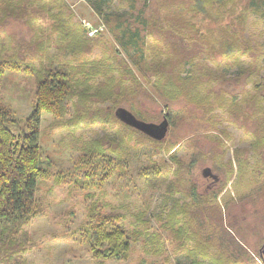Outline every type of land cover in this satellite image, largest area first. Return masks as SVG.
Masks as SVG:
<instances>
[{"label":"trees","instance_id":"16d2710c","mask_svg":"<svg viewBox=\"0 0 264 264\" xmlns=\"http://www.w3.org/2000/svg\"><path fill=\"white\" fill-rule=\"evenodd\" d=\"M85 1L102 16L135 71L122 59H116L117 49L108 55L115 65L110 66L105 55L96 59L91 46H98L97 37L87 35L62 0H0V50L5 42L10 51L6 58H0V75L7 67L32 74L36 80L34 103L23 120L14 116L0 96V264H18L22 251L27 250V241H22L24 227L39 214V181L50 176L39 144L41 114L64 117L69 104L70 123L75 127L108 125L119 133L120 146L126 143L122 131L141 132L119 121L114 110L128 105L137 114L141 110L138 97L148 94L143 82L162 100L167 110L163 117L169 123L173 113L184 110V104H206L208 108L202 116L211 129L216 128L222 114H228L225 118L243 125L250 133L257 157L253 163L255 182L258 187L264 184V37L258 42L245 36L248 15L257 16L264 24V0ZM197 16L213 20L217 27L200 30L194 21ZM40 22L49 31L42 29ZM18 25L28 31V38H18V28L10 31ZM52 47L57 52L50 53ZM203 56L207 57L206 63L201 62ZM193 60L197 65L186 72L184 67L192 65ZM231 67L238 70L233 77L235 84L250 83V88L235 94L225 87L215 88L216 82L225 80L223 70ZM97 78L102 80L96 81ZM149 96L147 99L152 98ZM215 108L223 113H213ZM119 145L115 147L120 148ZM95 146L102 155V143ZM219 149L205 143L196 149L191 161L205 159L220 166L223 155L218 161ZM185 170L183 164H178L179 175ZM157 173L160 170L152 165L146 174L151 178ZM167 182V197L184 192L178 183ZM165 202H175L172 207L180 204ZM102 210L98 204L88 207L80 236L99 263L125 258L137 229L126 227V216ZM141 214L136 217L139 221Z\"/></svg>","mask_w":264,"mask_h":264},{"label":"rangeland","instance_id":"374dc122","mask_svg":"<svg viewBox=\"0 0 264 264\" xmlns=\"http://www.w3.org/2000/svg\"><path fill=\"white\" fill-rule=\"evenodd\" d=\"M62 1L81 24L85 20L93 27H100L94 35L99 44L91 46V54L96 59L105 55L110 66L115 65L114 59L108 58V55L117 49L119 52L115 54L116 59H122L129 69L136 70L118 47L102 16L85 0ZM194 18L195 24L202 31L217 27L213 20L201 16ZM40 24L42 29L49 31L46 25L42 22ZM263 26L257 16L248 15L245 36L262 42ZM17 28L18 38H28V31L23 25L10 31L14 32ZM51 37L56 41L55 36ZM4 45L3 50H0V58H6L10 52L6 47L7 43L4 42ZM204 47L207 52L208 46L205 44ZM49 51L57 52L56 47ZM193 61L192 65L184 67L186 72L197 65L196 60ZM205 61H208L207 57L203 56L201 62ZM43 62L47 64V60ZM33 63L39 66L38 61ZM185 69L183 75L186 73ZM2 71L0 96L14 116L23 120L29 115L34 103L35 77L28 73L10 71L7 67ZM237 72L236 67L225 68V80L216 82L215 88L225 87L234 94L242 92L243 88H250V83L235 84L233 77ZM135 75L141 79L137 72ZM100 80L102 78H97L96 81ZM143 84L148 96L138 97L137 106L141 110L135 114L142 120L158 123L167 110L154 90L148 84ZM149 95L152 98L147 99ZM124 107L132 112L128 105ZM183 107L184 110L178 111L177 115L173 113L166 136L161 140H150L143 133L126 129L125 132L121 130L126 138V143L121 146L118 142L119 133L108 128V125L104 128L93 123L75 127L70 123V104L69 111L61 118L43 112L40 117L39 144L45 161L44 168L49 170L50 176L38 183L39 214L24 227L25 236L22 241H27L28 248L22 251L18 264H264L257 256V247L264 241L263 203L253 206L258 208L256 213H246L247 205L244 203L227 206L222 221L219 207L214 204L197 202L194 207H186V199L190 196L186 191L189 177L193 175L196 178L198 185L191 189V193L195 195L193 199L199 200L203 189L200 169L213 164L205 159L190 161V174L185 172L189 160L196 156V149L205 143L220 148L217 153L218 161L221 159L219 155H223L221 165H229L226 172L220 170L224 177L221 188L226 187L225 193L236 188L237 184L244 195L246 188L257 184L253 172V163L257 157L252 147V136L243 125L225 118L228 114L223 115L219 108H215L213 113L222 114V119L216 122V128L211 129L202 116L203 110L208 108L206 104L187 103ZM13 127L18 128L17 125ZM98 143H102L104 147L102 155L96 152L95 145ZM116 145L120 148H116ZM244 161L247 163L242 167ZM178 164H183L186 169L183 175L177 173ZM152 165L161 173L150 178L146 173ZM167 180L178 183L184 192H175L172 193L173 197H167ZM260 195L264 196V189ZM165 201H178L180 204L172 207L175 202L169 204ZM93 204L102 206L104 212L111 211L126 216V227L137 229V236L134 238L133 235L125 258L99 263L91 257L87 243L80 233L88 207ZM231 209L234 213H240L236 217L239 220L237 224L227 217L226 212ZM140 213L143 214L139 221L136 217ZM228 230L239 237L242 243L239 247L225 239L226 233L224 235L223 232Z\"/></svg>","mask_w":264,"mask_h":264},{"label":"flooded vegetation","instance_id":"af4514ba","mask_svg":"<svg viewBox=\"0 0 264 264\" xmlns=\"http://www.w3.org/2000/svg\"><path fill=\"white\" fill-rule=\"evenodd\" d=\"M190 161L191 160H189L188 164L191 163ZM224 162L227 163V161H224ZM191 168L192 167L190 165H187L188 174H190ZM228 168H229V165H220L219 167V166H216L215 164H209L200 169V174H201L200 178H201V181L203 182V189L199 197V200L198 198L193 199V196L195 195L191 193V189L193 187L195 188L197 187L195 186L197 184V181H195L196 178L193 175L190 176L188 179L189 186L186 190L188 195L190 196L188 197V199H186L188 200L187 201L188 205L186 207L187 208L194 207V205L197 202H202V203H205L206 205L214 204L217 208L219 207V213L221 215V221H222V218L225 215V209L227 206L232 207L234 206L233 204L238 205L239 203L241 204L244 203L247 205L246 210H245L246 213H256L258 208H253L254 205H260L261 203H263V206H264V196L260 195V193L264 189V184H262L260 187H258V185H255V186L253 185L251 188H246L245 190H247V192L244 195H243L244 191L240 190L238 185L236 184V188L234 187V189H230L229 193H225L226 187L224 186V188H221L224 177H223L222 171L220 170L222 169L226 172ZM249 185L250 184H246V186H249ZM239 194H242V196L240 197ZM249 208L250 209L252 208V209L250 210ZM232 209L231 211L226 212L228 213L227 217L228 216L230 217V221L232 220V223L235 222L237 224L239 220L236 217H238L240 213L237 211L236 213H234ZM262 213H264V211ZM242 215H243L242 217H244V214ZM225 233H226V238L225 236L224 238L226 240H229L230 243H232L233 245L235 246L237 245L236 247H239L242 244L240 242L239 237L233 234L231 230H228L227 232L226 231L223 232L224 235ZM257 256L259 259H262L264 261V241L257 247Z\"/></svg>","mask_w":264,"mask_h":264},{"label":"water","instance_id":"95a60500","mask_svg":"<svg viewBox=\"0 0 264 264\" xmlns=\"http://www.w3.org/2000/svg\"><path fill=\"white\" fill-rule=\"evenodd\" d=\"M114 115L119 121L155 140L164 138L169 126L168 120L165 117L158 123L145 121L138 118L134 113L123 106L116 107Z\"/></svg>","mask_w":264,"mask_h":264},{"label":"built area","instance_id":"2783aa9c","mask_svg":"<svg viewBox=\"0 0 264 264\" xmlns=\"http://www.w3.org/2000/svg\"><path fill=\"white\" fill-rule=\"evenodd\" d=\"M82 26L86 29L88 36H94L95 32L100 29V27H93L89 22H86L85 20H82ZM98 32V31H97Z\"/></svg>","mask_w":264,"mask_h":264}]
</instances>
